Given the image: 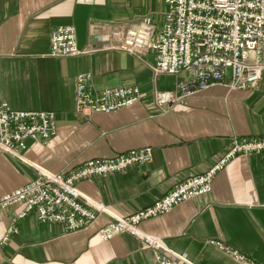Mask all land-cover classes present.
I'll return each instance as SVG.
<instances>
[{
    "label": "crops",
    "instance_id": "obj_1",
    "mask_svg": "<svg viewBox=\"0 0 264 264\" xmlns=\"http://www.w3.org/2000/svg\"><path fill=\"white\" fill-rule=\"evenodd\" d=\"M165 7V0H0V99L15 109L53 111L57 123L46 142L28 139L22 157L0 149V198L33 180L39 168L68 171L143 146L153 152L149 163L76 183L84 201L97 209L87 227L66 231L62 224L39 222L34 213L21 219L18 232L0 244V264H154L155 249L140 237L122 232L101 240L96 233L204 172L233 138L264 136V71L257 89L217 84L168 111L158 109L153 90L172 89L179 75L155 76L153 51L138 58L112 45L113 32L143 16L160 26ZM62 24L73 25L77 43L90 50L50 55L51 32ZM81 72H91L97 88L137 84L144 95L132 105L84 118L75 112L74 99ZM24 206L0 209V240ZM139 228L192 264H240L212 241L264 264V152L237 155L217 172L208 193L142 220Z\"/></svg>",
    "mask_w": 264,
    "mask_h": 264
},
{
    "label": "built area",
    "instance_id": "obj_2",
    "mask_svg": "<svg viewBox=\"0 0 264 264\" xmlns=\"http://www.w3.org/2000/svg\"><path fill=\"white\" fill-rule=\"evenodd\" d=\"M165 3L160 26L150 16H143L131 27L113 32L116 43L112 45L138 58L153 51L155 62L151 69L155 76L179 75L172 89L153 90L152 99L160 111H168L175 102L213 85L251 90L260 86L264 71V0H165ZM89 50L77 43L73 25L53 28L50 55L75 56ZM143 95L137 84L97 88L92 73L81 72L75 81V112L89 118L94 113L132 105ZM56 131L53 111L15 109L0 99L1 150L22 157L28 139L46 142ZM251 152H264V136L233 138L230 147L204 172L187 176L152 204L114 219L100 228L96 236L107 240L128 232L155 249L154 264H192L185 256L169 252L159 238L144 234L139 223L208 193L217 172L229 160ZM152 156V147L143 146L111 157H95L68 171L37 169L33 180L0 198V209L18 202L25 204L12 218L0 244H6L18 232V222L30 213L41 223L62 224L66 231L87 227L95 220L97 209L84 201L76 183L149 163ZM212 242L240 264H261L230 246Z\"/></svg>",
    "mask_w": 264,
    "mask_h": 264
},
{
    "label": "rangeland",
    "instance_id": "obj_3",
    "mask_svg": "<svg viewBox=\"0 0 264 264\" xmlns=\"http://www.w3.org/2000/svg\"><path fill=\"white\" fill-rule=\"evenodd\" d=\"M108 224V223H107Z\"/></svg>",
    "mask_w": 264,
    "mask_h": 264
}]
</instances>
